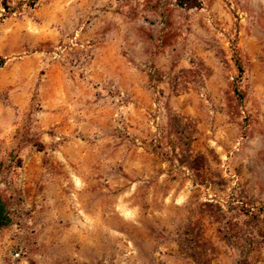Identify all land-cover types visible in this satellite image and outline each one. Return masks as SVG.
Segmentation results:
<instances>
[{"label":"rangeland","instance_id":"rangeland-1","mask_svg":"<svg viewBox=\"0 0 264 264\" xmlns=\"http://www.w3.org/2000/svg\"><path fill=\"white\" fill-rule=\"evenodd\" d=\"M247 15L264 37V0H0V264H264Z\"/></svg>","mask_w":264,"mask_h":264},{"label":"crops","instance_id":"crops-1","mask_svg":"<svg viewBox=\"0 0 264 264\" xmlns=\"http://www.w3.org/2000/svg\"><path fill=\"white\" fill-rule=\"evenodd\" d=\"M240 24L238 45L244 68L248 72H260V56L264 55V37L260 34V17L244 16L240 19Z\"/></svg>","mask_w":264,"mask_h":264},{"label":"trees","instance_id":"trees-1","mask_svg":"<svg viewBox=\"0 0 264 264\" xmlns=\"http://www.w3.org/2000/svg\"><path fill=\"white\" fill-rule=\"evenodd\" d=\"M236 65L239 72H242V66L239 63V60L236 58ZM3 63V58L0 57V66ZM10 223V216L7 212V207L3 199L0 197V228L7 226Z\"/></svg>","mask_w":264,"mask_h":264}]
</instances>
